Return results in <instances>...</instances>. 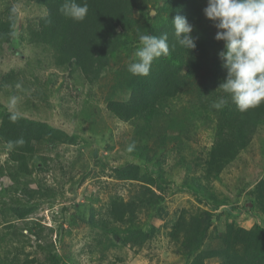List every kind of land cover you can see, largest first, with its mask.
<instances>
[{
    "label": "rangeland",
    "instance_id": "rangeland-1",
    "mask_svg": "<svg viewBox=\"0 0 264 264\" xmlns=\"http://www.w3.org/2000/svg\"><path fill=\"white\" fill-rule=\"evenodd\" d=\"M206 7L207 0H137L128 14L129 42L87 79L57 67L48 46L30 42L45 6L0 0V18L17 20L11 40L0 46V125L6 116L26 122L35 147L20 165L0 141V264H193L198 256L203 264H264V119L215 178L206 160L217 117L194 107L196 85L163 110L190 113L188 129L179 133L163 122L161 132L143 136L138 120L121 121L107 109L110 99L127 101L144 77L127 71L138 35H163L181 11L192 37L209 34L215 74L227 76L218 55L224 42L215 39L216 22L206 18ZM203 48L192 49L202 64L197 83H209ZM163 62V56L154 59L149 74ZM142 146L153 160L138 157ZM190 177L201 179L202 196L210 192L212 202L179 188ZM113 200L142 204L133 220L117 222L109 212Z\"/></svg>",
    "mask_w": 264,
    "mask_h": 264
},
{
    "label": "trees",
    "instance_id": "trees-1",
    "mask_svg": "<svg viewBox=\"0 0 264 264\" xmlns=\"http://www.w3.org/2000/svg\"><path fill=\"white\" fill-rule=\"evenodd\" d=\"M34 1L45 6L47 14L40 19L36 28L29 32L30 42L33 45L48 46L53 50L57 67L67 66L75 69L81 73V78L91 79L92 76L103 71L110 57L118 54L120 45L129 42L127 31L130 32L132 24L129 22L128 14L137 0H86L89 10L86 18L79 22L59 12L64 0ZM84 2L85 0H77V3ZM178 14L184 16L182 11ZM185 16L187 17V14ZM16 26L17 20L13 15L0 18V46L9 43ZM120 26L123 32L117 33L116 29ZM162 32L168 35L170 49L169 55L163 56V66L156 73L152 72L139 79L127 101L110 99L107 109L121 121L138 120L137 131H140L143 136L161 132L162 128H159V125L163 122L165 124L161 127L170 126V129L179 133L182 129H188L187 123L191 118L186 115L190 113L185 111L181 117L174 113L166 112V114L163 110L168 108L170 110L171 107L167 102L175 99L188 87L196 85L199 87L200 95L194 102V107L201 113H205L207 118L210 114L217 117L214 128L215 138L206 160L207 171L217 178L219 172L246 147L255 125L264 119V103L246 112H240L228 97L229 102L222 109L211 108L212 101L227 94L219 89V85L226 77L220 79L219 74H215L218 59L212 51L209 34L206 33L205 37L200 35L193 37L197 48L205 47L203 50L207 54L206 72L209 76V83L201 79L197 83L196 79L202 68L200 59L198 60L192 53V49L187 50L177 43L171 20L166 24V31ZM194 114L200 115L193 111ZM25 124L26 122L14 121L6 116L0 125V141L10 149L9 159L20 165H27L30 157L35 153V147L29 136L30 131ZM154 128L157 129L153 130ZM21 138L24 140L23 145L13 143L11 147L9 146L10 142ZM142 156L147 161L153 160L144 146L138 153L139 158ZM119 170L120 178L128 179L129 176L124 174L126 169ZM160 179L163 180L162 177ZM179 188L191 192L199 201L212 202L210 192L202 196L206 188L201 185V179L198 177L185 178ZM141 204V200L138 202L113 200L110 205V217L117 222H123L125 217L133 220L135 211L141 207ZM17 211L20 216L27 212ZM201 260L198 256L193 264H203Z\"/></svg>",
    "mask_w": 264,
    "mask_h": 264
},
{
    "label": "clouds",
    "instance_id": "clouds-1",
    "mask_svg": "<svg viewBox=\"0 0 264 264\" xmlns=\"http://www.w3.org/2000/svg\"><path fill=\"white\" fill-rule=\"evenodd\" d=\"M88 4L77 0H64L59 12L75 21H83ZM206 18L216 22L215 39L224 42V50L218 53L227 70V76L219 85L227 96L212 101L210 107L220 110L231 102L240 112L256 108L264 103V0H207ZM177 43L189 50L195 49L191 36L193 26L186 17L177 15L172 21ZM135 49L136 60L129 63L127 71L134 76H147L154 59L169 55L168 35L139 34ZM23 145L21 138L12 144ZM135 144L127 151L132 152Z\"/></svg>",
    "mask_w": 264,
    "mask_h": 264
}]
</instances>
